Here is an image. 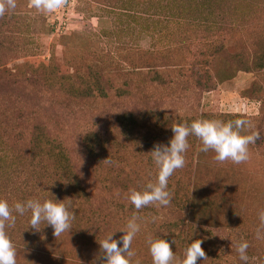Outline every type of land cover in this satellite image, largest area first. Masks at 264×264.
<instances>
[{"label": "trees", "instance_id": "1", "mask_svg": "<svg viewBox=\"0 0 264 264\" xmlns=\"http://www.w3.org/2000/svg\"><path fill=\"white\" fill-rule=\"evenodd\" d=\"M84 1L99 7V31L106 23L102 14L113 16L112 30L101 32L115 35L111 50L100 54L99 62L104 67L101 72H81L76 66L74 73H58L49 61L47 72L43 68L36 71L42 65L23 63L1 74L0 198L10 206L33 198L65 203L74 214L71 229L86 246L96 249L94 255L84 260L87 264H102L98 242L110 232L116 231L113 239L122 236L119 229L133 213L138 216L141 230L131 245L132 264L137 260L140 264H152L150 238L168 240L176 257L174 264H179L184 257L181 254L196 240L197 226L221 229L225 240L220 243L226 254L234 244L239 245L243 229L234 222L228 197L218 201L221 194L204 187L202 177L194 173L189 153L198 142L195 136L188 137L184 167L168 178L172 199L167 207L149 205L136 210L127 195L129 189L142 190L146 183L155 182L157 168L149 153L154 145L168 143L173 125L196 119L189 109H165L164 100L172 98L175 90L189 97L194 89L209 90L208 85L192 79L194 73L184 64L193 28L202 31L200 54L206 74L207 63L227 54L214 36H226L228 40H236L242 34L248 37V11L264 9L258 0ZM20 4L21 0H16L15 9L0 16V66L27 52L19 38L25 28L4 19L9 12L13 15L23 11ZM146 4L150 5L143 10ZM12 18L19 16L14 14L8 19ZM130 21L138 24L149 38V49H140L124 40L132 33ZM251 50L250 55H226L223 61L232 64L235 71H263L264 37L255 40ZM151 59L156 63L151 64ZM169 73L178 75L174 80H166ZM147 88L152 89V95ZM157 88L165 93L154 95ZM172 99L174 106L181 102L179 97ZM236 183V179L228 180L223 189L236 193ZM217 190L221 191L220 185ZM29 217L30 213L17 215L15 224L24 221L28 225ZM31 230L30 234L23 232L22 237L14 229L6 233L21 248L29 246V241L33 246L40 243L46 247L48 239L53 240L51 226L42 224L39 231ZM205 233L206 237L211 234ZM204 236L201 248L207 256L211 253L206 245L210 237ZM248 248L258 264H264V256L256 246ZM48 249L60 251L53 245ZM60 253L56 257L61 261L75 259L74 252Z\"/></svg>", "mask_w": 264, "mask_h": 264}, {"label": "rangeland", "instance_id": "2", "mask_svg": "<svg viewBox=\"0 0 264 264\" xmlns=\"http://www.w3.org/2000/svg\"><path fill=\"white\" fill-rule=\"evenodd\" d=\"M258 2L259 6L264 9V0H258ZM20 5L23 11L14 13L19 16L18 19H8L14 16L11 12L4 19L6 23L12 22L19 25L20 28H25L19 38L20 42L27 48V52L0 66V78L3 71L23 63L33 67L42 65L41 68L36 70L39 72L42 68L47 72L49 61H52L58 73H74L76 66L80 68L81 72L87 70L101 72L104 69L99 62L100 54L112 47L110 42L113 41L115 35H102L101 32L109 30V28L112 30V15L102 14L104 16L103 21H106V23L101 25L102 30L99 31L96 16L101 11H99L98 6L93 4L89 6L84 0H63L61 7L51 12L37 10L32 6L31 0H21ZM149 5H144L143 10ZM259 12L260 10L255 8L247 13L250 21L246 20L245 23L247 29L251 30L248 37L242 34L236 40H228L226 36H214V39H217V45L225 48L226 55L251 54L255 40L258 41L259 38L264 37V10ZM130 24L132 33L130 36L124 37V40L138 46L140 49H149V38L142 33L138 24L131 21ZM196 28H193L194 33L190 36L192 43L189 45L190 49L184 64L188 65L194 73L192 79L205 84L204 86L208 85L209 90H207V87L200 90L194 89L191 97L175 90L171 97H179L181 102L174 106L175 101L167 97L162 105L169 110L179 109V111H184V109H189V113L194 115L196 119L228 121L245 118L250 121L251 126L244 134L252 131L259 132L256 143L249 145V159L239 164H234L231 161L223 163L215 161L213 159L214 152L199 150L201 146L199 140L189 155L192 159L194 173L200 178L202 177L204 187L217 192L218 195L221 194L218 201L228 197L227 202L230 203L228 209L234 214V222L237 227L244 230H241L242 234L238 237V243L247 241L248 246H256L257 252L264 256V226H261L258 216V213L264 210V70L261 72L235 71L232 64L223 61L226 57L224 55L207 63L206 74H204V65L202 64L204 58L200 54L202 50L201 43L203 42L201 36L203 35L201 29ZM145 57L142 59L144 60ZM151 60L153 61L151 64L156 63L155 60ZM177 75V73H169L166 80H169L168 78L173 79ZM146 90L152 95L151 88ZM162 93L165 92L159 88L154 91V95ZM182 97L184 98L181 99ZM237 175L240 178H237ZM233 179L237 181L233 185V188L237 189L236 193L232 190L223 189V183ZM219 185L221 191L217 190ZM213 198L217 199V195ZM220 206L223 207L224 203ZM201 221L203 225L206 224L205 220ZM25 225L27 224L22 221L20 224L6 228V230L11 231L14 229L17 236L22 237L23 232H29L30 234L33 231L31 227H28V225L25 227ZM197 229L196 231L194 229L195 239L201 240L204 234H207L206 231L211 233L207 237L204 236L206 239L210 237L206 245L210 247L211 253L204 260L198 258L196 264H258L256 257L251 255V249L249 248L246 250L249 259L246 262L241 261L236 251L237 244H234L224 254L220 240H225V236L220 228L219 231H216L217 229L210 230L206 226H197ZM258 229L261 232V238L259 239L256 235ZM29 242L30 245L25 248L13 244L16 248L17 264H87L84 260H87L96 252L95 248L86 246V242L78 238V235L74 233V229L64 232L58 237L54 236L53 240L48 239L46 247H43V244L40 245L39 241L40 247L33 246L32 241ZM52 245L60 251L48 249ZM47 251L51 253L49 254ZM65 251H67V254H70L69 251L74 252L75 259L61 261L56 257L57 252L64 254ZM181 256H184V253Z\"/></svg>", "mask_w": 264, "mask_h": 264}, {"label": "clouds", "instance_id": "3", "mask_svg": "<svg viewBox=\"0 0 264 264\" xmlns=\"http://www.w3.org/2000/svg\"><path fill=\"white\" fill-rule=\"evenodd\" d=\"M37 10L51 12L61 7L63 0H31ZM16 0H0V16L7 10L15 9ZM250 121L245 118L223 121L220 119H195L190 123H178L171 127L173 135L167 144L154 145L149 152L157 168L155 182H148L142 190L129 189L127 199L131 205L140 210L149 205L167 207L172 199L168 190V178L185 165V153L189 148L188 137L195 136L201 143L200 151L214 152L213 159L223 163L231 161L234 164L245 162L249 159V145L255 144L259 132L252 131L244 134L250 127ZM107 159V158H106ZM105 160V159H104ZM15 213V214H14ZM30 213L28 227L39 231L41 225L51 226L53 236L70 231L74 214L61 200L27 199L17 201L11 206L8 201L0 198V264H17L16 248L6 233V228L12 227L16 216ZM261 226H264V210L258 213ZM123 235L113 239V234L108 233L98 243L102 252V264H132L131 258L134 251L132 242L141 230L138 216L133 213L126 225L119 229ZM257 238L261 232L257 230ZM174 243V241H172ZM202 241L193 240L184 250V257L179 264H196L198 258H206L201 248ZM148 251L152 264H174L176 257L170 243L164 238L148 240ZM248 242L242 241L236 248L241 261L249 259L246 254ZM95 264V262H94ZM136 264H140L137 260Z\"/></svg>", "mask_w": 264, "mask_h": 264}]
</instances>
